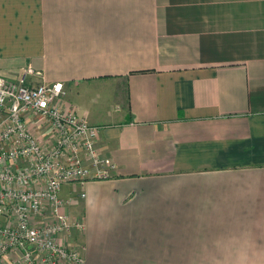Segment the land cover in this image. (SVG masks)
<instances>
[{"label":"crops","instance_id":"1","mask_svg":"<svg viewBox=\"0 0 264 264\" xmlns=\"http://www.w3.org/2000/svg\"><path fill=\"white\" fill-rule=\"evenodd\" d=\"M27 66L116 166L61 188L82 264H264V0H0V76Z\"/></svg>","mask_w":264,"mask_h":264},{"label":"built area","instance_id":"2","mask_svg":"<svg viewBox=\"0 0 264 264\" xmlns=\"http://www.w3.org/2000/svg\"><path fill=\"white\" fill-rule=\"evenodd\" d=\"M30 74L40 73L27 66L17 80L0 76V215L9 221L0 222V264H82L83 246L60 239L85 227L64 212L70 199L59 197L61 183L82 188L111 178L116 166L97 149L99 128L62 105V83L27 84ZM34 117L49 128L47 145L34 134Z\"/></svg>","mask_w":264,"mask_h":264},{"label":"rangeland","instance_id":"3","mask_svg":"<svg viewBox=\"0 0 264 264\" xmlns=\"http://www.w3.org/2000/svg\"><path fill=\"white\" fill-rule=\"evenodd\" d=\"M25 69V68H24ZM24 69L22 70V74H24ZM30 75H34V74H30ZM68 107H72V105H68ZM86 118V117H85ZM35 122H37L36 124H37V128H38V130L40 131V132H36L37 130H35L34 131V134L37 136V137H40L39 139H41L42 141H43V144L44 145H47V143H48V139H47V132H48V130L47 129H49L48 127L46 128L44 125H43V123H41V121H39V118L38 117H34L33 118V122H31V124L30 125H34L35 124ZM45 124H48L47 122H44ZM33 128H35V125L34 126H32ZM46 132V133H45ZM63 162H64V165L66 164L65 162L66 161H68V159L67 160H65V158L63 157ZM20 164V163H19ZM19 164H18V166H19ZM63 165V166H64ZM15 166H16V164H15ZM67 183L65 182V181H62V183H61V187H60V191H59V197H60V192H61V188L62 189H64V185H66ZM68 184H73L72 186H74V189L72 190V187H71V194H77L76 195V197L78 196V194L80 193V187H77V186H79L78 185V183H68ZM33 184H32V182H31V186H32ZM62 194V193H61ZM70 195V194H69ZM71 200V199H70ZM2 216L0 215V218H1ZM8 217L6 216V219H7ZM10 220H12V218H10ZM8 221V220H7ZM0 222H2L1 221V219H0ZM9 222V221H8ZM12 222V221H11ZM10 222V223H11ZM3 223V222H2Z\"/></svg>","mask_w":264,"mask_h":264}]
</instances>
